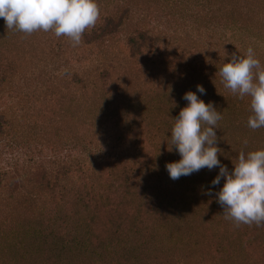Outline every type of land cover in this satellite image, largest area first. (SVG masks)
Returning a JSON list of instances; mask_svg holds the SVG:
<instances>
[{"label": "rangeland", "instance_id": "1", "mask_svg": "<svg viewBox=\"0 0 264 264\" xmlns=\"http://www.w3.org/2000/svg\"><path fill=\"white\" fill-rule=\"evenodd\" d=\"M199 1L209 3L208 7L222 9L234 7L239 1V4L254 9V19L264 23V0H186L190 8ZM134 2L141 3L138 7L139 13L145 12L144 9L151 6L148 0ZM111 3L112 0H97L99 11L103 12ZM166 11L159 7L157 12L161 18L159 24L166 30L162 43L156 44L157 50L165 57L160 60V64H157V61L155 68H148L128 57V50H123L122 55L117 57L120 62H114L108 70L109 76H103V80L105 85L119 82L132 88L136 96L140 94L142 100L138 101L139 105L136 106L140 109L137 119L149 117L151 123L160 126L159 133L169 136V139L165 140L163 136L156 135L161 143L158 157L157 151L151 156L152 149L146 145L145 152H148V156L146 155L145 159L128 156L122 164L126 167L143 165V170H146L153 163L154 169L150 170L153 171L156 185H166L170 187L171 192L168 194L158 191L159 195L154 196L150 194L151 189L144 188L143 193L135 200L140 203V207L138 210L133 209L137 211L133 214L131 226L113 238L114 240L109 241L107 231L101 226L91 232L92 241L100 240L102 244L110 242L112 245L110 249L101 251L100 257L93 259L89 250L88 254L83 250L81 256L56 255L52 257L54 259L51 264H264V225H237L231 219H225L223 208L216 202L214 195L205 194L209 189L213 193L218 191L223 184V180L215 186L210 183L218 174V167L211 170L201 168L176 180L170 179L165 167L166 163L180 159L175 146L169 151L170 131L174 124L173 118L187 104V101L182 99L183 94L186 91L195 92L197 84L205 89V94L197 93V96L205 103L212 101L216 109L221 111L222 118L217 122L215 129L217 146L221 149V154L218 153L221 164L231 171L241 151L247 153L264 148V128L253 130L247 126V119L252 114L249 98L241 99L232 94L223 86L219 76V68L231 59L233 53L244 56L250 46L264 68V38L257 39L243 33H233L220 26L214 27V23L199 25L196 32L188 24L176 23L178 19L167 24L163 15ZM57 38L51 31L26 34L7 29L3 18H0L1 65L9 63L15 78L41 68L54 69L57 62L61 64L65 59L73 62L68 64H73L77 70H84L80 63L74 62L77 57L81 58L77 50L79 46H72L68 38L61 46ZM59 46L62 49H59ZM109 51L113 55L118 53L116 48ZM20 80L17 79V85L23 90L26 89L25 82ZM62 80H68V75H64ZM43 84L46 83L37 84L39 89ZM75 102H78L75 111L79 115L75 122H79L80 129L85 126L90 130L87 123L94 121L99 115L98 105L86 94L81 93H76ZM133 111L135 107H132ZM51 137L54 138L53 135ZM88 139L94 142L99 138L92 135L88 136ZM9 141L7 137L0 139V170L13 164H17V168L11 180L4 185L0 184V209L4 213L5 210H13V225L27 231L23 236L26 247L36 246L42 237L46 238L47 246L53 245L57 240L59 244V238L65 236L66 232H79L86 220V212L78 196L90 190H93V193L99 192L112 179L114 172H118L115 170L122 167L110 161L108 164L101 163L97 170L91 171L99 163L93 162L88 165L84 176L79 172L72 173L66 180V177L58 176V184L54 187L53 194L47 193L51 196L49 202L43 206L38 201L40 207L28 218L27 214H23V210H34V204L26 202L28 207L25 208L20 199L14 198L34 191L44 175L45 180H53L54 174L48 173L50 169L46 164V157L38 158L40 168L25 166L22 162L27 158L25 154L28 149L14 143L8 146ZM43 143L40 139V142L35 143L36 148L41 147ZM42 151L47 153L46 156L49 154L44 148ZM36 157L37 154H34V158ZM50 185L52 186V182ZM12 199L14 200L9 202ZM44 242L45 239H42L41 243ZM34 252L41 261L35 260L29 251L25 252L23 259H19L22 251H17L16 262L12 264H31V261L35 264L48 263L43 260V252Z\"/></svg>", "mask_w": 264, "mask_h": 264}, {"label": "trees", "instance_id": "2", "mask_svg": "<svg viewBox=\"0 0 264 264\" xmlns=\"http://www.w3.org/2000/svg\"><path fill=\"white\" fill-rule=\"evenodd\" d=\"M148 1L151 6L144 9L143 13L138 12L141 3L134 0H112L111 6L100 12L95 25L85 30L77 47L81 58L77 57L74 62L80 63L84 70H77L73 64H68L73 62L65 59L61 64L57 62L54 69L41 68L15 78L11 65L7 62L1 65L0 62V139L7 137L10 140L8 146L14 143L28 149L25 154L27 158L22 162L25 166L40 168L38 158L46 157V164L50 169L48 173L54 174L53 180H45L44 175L34 191L14 198L20 199L25 208L28 207L26 202L34 204V210L24 209L23 214L31 218L40 207L38 201L43 206L49 202L51 196L48 195L53 194L54 187L58 184V176L66 177L62 178L64 180L74 172L84 176L88 165L93 162L99 163L91 171L97 170L103 162L108 164L113 161L122 166L119 169L115 166V171L118 172H114L112 179L102 190L97 193L90 190L78 196L86 212V220L79 232H66L65 236H61L59 244L57 240L53 245L47 246L46 238L42 237L36 246L26 247L23 236L27 231L13 225V210H5L4 213L0 209L1 264L16 262L17 251H22L19 259H23L22 256L29 251L35 260L40 258L34 251H41L47 264H51L54 259L52 257L56 255L81 256L83 250H86L87 254L89 250L93 259L100 257L101 251L110 249L112 245L110 242L102 244L100 240L92 241L91 232L101 226L107 231L109 241H112L131 226L133 214L140 207V203L135 200L143 193L144 188L151 189L150 194L154 196L159 195L158 191L168 194L171 192L170 187L166 185H156L155 176L150 170L154 169L153 163L146 170H143V165L126 167L122 164L128 156L145 159V156H148V152H145L146 145L152 149L151 156L157 151L158 157L161 143L156 135L163 136L165 140H168L169 136L159 133L160 126L151 123L149 117L137 119L140 109L136 106L139 105L138 101L142 100L140 94L136 96L132 88L119 82L105 85L103 80V76H109L108 70L114 62H120L117 57L122 55L123 50H128V57L148 68H155L156 62L160 64V60L165 58L156 47L157 43H162L166 32L159 24V7L167 10L163 14L167 24L178 19L176 23L179 25L188 24L198 32L199 25L214 23V27L220 26L233 33H243L257 39L264 38V23L254 19V9L239 4V1L234 7L225 9L208 7L209 3L204 4L203 1L195 2L193 8H190L186 0ZM57 39L62 46L67 37L61 36ZM61 46L59 49H62ZM115 48L118 53L113 55L109 49L114 51ZM64 75H68V80H62ZM17 79L25 82L26 89L23 90L17 85ZM38 83L46 84L39 89ZM76 93L86 94L98 105L99 115L94 121L87 123L90 130L85 126L80 129L79 122H75L79 116L75 111L78 108V102H75ZM132 107H135L133 112ZM92 135L99 139L91 141L88 136ZM40 139L44 143L36 148L35 143L40 142ZM42 148L49 152L47 156ZM34 154H37L36 158ZM16 168L17 164H13L1 169L0 184L4 185L11 180ZM42 239H45L44 244L41 243ZM87 254L85 258L88 257ZM31 264L35 263L31 261Z\"/></svg>", "mask_w": 264, "mask_h": 264}, {"label": "clouds", "instance_id": "3", "mask_svg": "<svg viewBox=\"0 0 264 264\" xmlns=\"http://www.w3.org/2000/svg\"><path fill=\"white\" fill-rule=\"evenodd\" d=\"M97 0H0V18L7 29L32 34L51 31L56 37H67L72 46L81 43L82 34L93 27L99 18ZM221 83L239 98L248 97L251 115L247 126L256 130L264 128V68L253 48L244 56L232 54L219 68ZM205 94L202 85L196 91H186L182 99L186 106L173 118L170 131L171 147L175 146L180 159L166 163L170 179L187 176L201 168H219L210 182L221 183L218 191L209 189L223 208L225 219L235 224L264 225V148L238 154L231 171L221 164L217 146V122L222 118L212 101L205 103L197 96ZM219 94V93H218Z\"/></svg>", "mask_w": 264, "mask_h": 264}]
</instances>
